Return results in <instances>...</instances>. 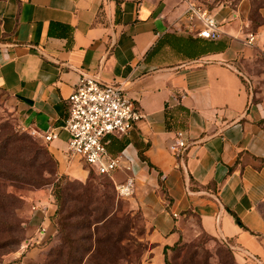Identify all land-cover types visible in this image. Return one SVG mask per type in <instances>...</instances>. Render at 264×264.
Listing matches in <instances>:
<instances>
[{"label":"crops","instance_id":"crops-1","mask_svg":"<svg viewBox=\"0 0 264 264\" xmlns=\"http://www.w3.org/2000/svg\"><path fill=\"white\" fill-rule=\"evenodd\" d=\"M192 3L218 21V39L199 37L198 20L190 28ZM250 10V0H0V92L25 130L55 132L45 144L60 171L85 180L67 150V100L82 77L122 85L144 119L108 137L121 157L113 180H132L157 248L196 221L233 245L241 264H264V96L253 102L240 71L264 44ZM178 133L182 158L170 149ZM49 223L37 244L56 234Z\"/></svg>","mask_w":264,"mask_h":264},{"label":"rangeland","instance_id":"rangeland-1","mask_svg":"<svg viewBox=\"0 0 264 264\" xmlns=\"http://www.w3.org/2000/svg\"><path fill=\"white\" fill-rule=\"evenodd\" d=\"M259 2L256 0L257 5ZM261 22L264 24V17ZM242 67L244 77L251 78L257 89L264 93V44L257 50L256 56ZM27 135L38 147L48 149L41 139L25 130L10 96L0 92V145H9L5 164L9 166L16 158L19 161L27 158L29 151L26 145L29 143L24 140ZM49 170L51 167L44 166L35 171L52 180L56 174H49ZM84 170L88 172L85 167ZM57 174L67 178L64 184L72 192H88L86 203L90 214L87 222L90 226L88 230L82 228L75 232V238H81L84 245L80 248V260L76 264H164L162 250L151 239L152 227L134 192L119 194L117 187L120 185L113 180V175L88 173L85 180H79L62 173L59 162ZM0 193H11L20 200L13 205L0 206V264H18V259L19 264H45L50 251L61 245L60 240L54 239L45 248L32 247L40 239L37 235L42 224L37 227L36 219L42 222L47 218L44 226L47 229L50 224L48 219L55 210L51 185L34 188L0 182ZM45 209L48 212L44 213ZM77 220L73 218L72 222ZM189 223L182 226L181 240L168 253L171 264H241L233 245L202 234L195 221L187 228ZM260 241L264 251V238Z\"/></svg>","mask_w":264,"mask_h":264},{"label":"built area","instance_id":"built-area-1","mask_svg":"<svg viewBox=\"0 0 264 264\" xmlns=\"http://www.w3.org/2000/svg\"><path fill=\"white\" fill-rule=\"evenodd\" d=\"M186 13L190 28L196 20L202 24L198 32L199 37L208 40L220 37V24L213 15L193 3L189 4ZM246 44L254 47L256 36L249 34ZM182 99L183 97L180 100ZM67 104L64 129L69 134L68 152L94 167L98 174L111 176L121 167V157H113L109 153L108 137L127 136L144 119L143 113L125 93L122 85L104 84L88 77L79 80ZM30 134L44 143L57 138L54 131L40 133L31 130ZM170 149L178 158H182L187 149V141L182 133H178ZM117 190L121 195H130L133 192L132 180L118 186ZM33 209L36 210V207ZM46 212L45 209L44 213ZM39 233L43 236L47 229L41 225Z\"/></svg>","mask_w":264,"mask_h":264},{"label":"trees","instance_id":"trees-1","mask_svg":"<svg viewBox=\"0 0 264 264\" xmlns=\"http://www.w3.org/2000/svg\"><path fill=\"white\" fill-rule=\"evenodd\" d=\"M251 10H250V21L252 24V31L256 32L262 24L263 16L261 14V9L264 7V0H260L259 4H256V0H250ZM196 7H202L207 10L203 5L193 3ZM208 6V5H207ZM260 22V23H258ZM207 40V39H206ZM242 74L244 73L243 67H240ZM243 79V82L252 89L253 102L255 98L259 101V96H264V93L257 89L251 78ZM28 136V135H27ZM31 138V137H30ZM29 136L25 142H28L27 148L29 155L26 159H15L13 162L6 163V156L8 153L9 145H0V182H6L10 184H23L34 188L42 187L45 185H51V195L53 197V205L55 210L50 216V221L53 224L56 234L54 236H49L42 242L36 244L33 243L32 247L37 246L45 248L52 243V241L60 240L61 245L57 246L55 249L51 250L48 254V258L45 264H76L80 260V248L84 245L82 244L81 238H75V232L78 229L88 230L89 226L87 222V217H89L90 210L88 209V203L86 200L88 198V192L83 193L82 190L77 193V191L72 192L69 187H67L64 182L67 180L65 177H58V162L55 160L54 156L46 147H38ZM10 143V142H9ZM41 158V159H40ZM83 166L88 170V173H95L100 175L97 171L86 162L82 161ZM49 166V174L54 175L53 179H47L40 175V170L42 167ZM21 199V198H20ZM19 197L12 195L11 193L1 194L0 193V206L8 205L12 203H18ZM77 218L78 220L73 223L72 219ZM196 222V221H195ZM200 232L213 240H220L213 237L200 229V225L196 222ZM191 227V224L187 228ZM57 237V238H56ZM182 238V233L180 234L179 240L173 246H165L163 249V263L171 264L168 253L175 249L176 245ZM229 243V242H228ZM17 262V261H15ZM19 264V259H18Z\"/></svg>","mask_w":264,"mask_h":264},{"label":"water","instance_id":"water-1","mask_svg":"<svg viewBox=\"0 0 264 264\" xmlns=\"http://www.w3.org/2000/svg\"><path fill=\"white\" fill-rule=\"evenodd\" d=\"M244 77V76H243ZM245 78V77H244Z\"/></svg>","mask_w":264,"mask_h":264}]
</instances>
